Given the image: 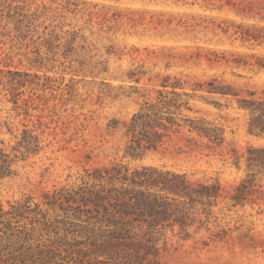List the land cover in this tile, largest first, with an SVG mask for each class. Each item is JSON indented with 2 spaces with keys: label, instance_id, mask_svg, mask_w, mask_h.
I'll use <instances>...</instances> for the list:
<instances>
[{
  "label": "rangeland",
  "instance_id": "1",
  "mask_svg": "<svg viewBox=\"0 0 264 264\" xmlns=\"http://www.w3.org/2000/svg\"><path fill=\"white\" fill-rule=\"evenodd\" d=\"M19 6L26 16L9 18ZM167 76L187 82L179 92L189 105L175 115L182 126L133 157L132 118L159 91L173 97L162 86ZM214 79L230 92H209ZM263 110L264 0H0L5 210L32 197L60 221L65 212L50 208L48 195L78 189L88 171L115 163L169 169L222 191L210 217L198 205L193 226L166 230L160 264H264ZM186 118L205 120L224 142L191 131ZM64 228L41 239L64 237Z\"/></svg>",
  "mask_w": 264,
  "mask_h": 264
},
{
  "label": "trees",
  "instance_id": "2",
  "mask_svg": "<svg viewBox=\"0 0 264 264\" xmlns=\"http://www.w3.org/2000/svg\"><path fill=\"white\" fill-rule=\"evenodd\" d=\"M22 9L16 7L11 13L10 8L8 17L26 16L21 13ZM170 80V76L165 77L162 86L171 87L173 97L159 91L158 101L147 102L132 118L129 132L133 135V144L126 153L133 157L157 150L170 129L182 126L175 115L182 106L189 105V101H182L183 94L179 92L187 82ZM216 81L209 82V92H230V87L217 85ZM193 86L194 90L203 88L200 83ZM259 117H264V110ZM186 122L195 123L191 131L219 144L224 142L219 130L205 120L186 118ZM158 128L168 134L160 133ZM25 134L32 138L28 131ZM5 156L0 153V169L9 165ZM87 179L78 189H62L48 195L46 204L52 209L59 206L65 212L66 217L60 221L50 219L49 211H43L40 204L33 205L32 197L10 204L8 210L1 205L0 264H160L161 252L168 246L166 230L176 224L182 231L193 226L196 218L191 211L198 205L210 217L211 206L217 203L222 191L219 182L195 183L186 173L153 166L132 171L123 163L88 171ZM24 220L30 221L32 228L22 226ZM60 223L66 229L64 237L41 239L42 231L52 226L58 228ZM69 234L82 239L69 241ZM61 248L66 255L59 251Z\"/></svg>",
  "mask_w": 264,
  "mask_h": 264
}]
</instances>
